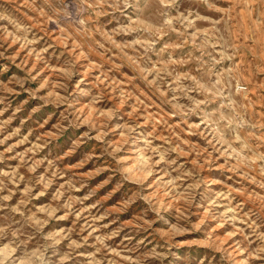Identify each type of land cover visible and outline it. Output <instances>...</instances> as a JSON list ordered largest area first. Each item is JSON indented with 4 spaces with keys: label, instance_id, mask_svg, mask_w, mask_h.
<instances>
[{
    "label": "rangeland",
    "instance_id": "1",
    "mask_svg": "<svg viewBox=\"0 0 264 264\" xmlns=\"http://www.w3.org/2000/svg\"><path fill=\"white\" fill-rule=\"evenodd\" d=\"M0 264H264V0H0Z\"/></svg>",
    "mask_w": 264,
    "mask_h": 264
}]
</instances>
